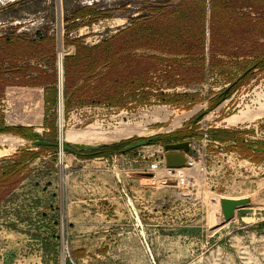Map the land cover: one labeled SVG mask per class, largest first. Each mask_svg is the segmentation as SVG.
Segmentation results:
<instances>
[{"label": "rangeland", "instance_id": "obj_1", "mask_svg": "<svg viewBox=\"0 0 264 264\" xmlns=\"http://www.w3.org/2000/svg\"><path fill=\"white\" fill-rule=\"evenodd\" d=\"M167 1L176 0H0V37L36 38L50 32L58 42L55 59L32 61L56 74L57 83L50 85L55 92L11 85L0 95V148L8 150L0 157V195L12 187L10 165L20 160V153L40 151L23 162L21 182L2 197L0 264H264V148L256 144L264 142V117L236 125L225 122L264 103V46L252 56L243 51L237 58L216 56L203 83L164 90L194 95L178 104L161 103L153 95L149 103L67 111L64 96L63 145L76 149L62 148L61 154L59 61L75 51L64 44L65 37L96 44L132 18L147 15L146 7ZM88 5L101 17L69 32L72 12ZM120 17L126 25L111 27L110 21ZM159 106L174 111L167 122L153 116ZM198 106L172 126L178 114ZM133 124L144 130L124 136ZM218 129L244 138L252 156L234 141L214 140ZM4 135L23 143L11 147ZM155 136L161 141L125 150L131 141ZM170 137L179 139L168 141ZM37 140L54 144L35 146ZM102 140L121 143V150L95 157L94 149L101 147L96 143ZM181 141L193 144L189 155L197 162L192 194L177 187L176 172L143 171L154 159L150 149L161 152V146ZM223 198L250 202L227 220Z\"/></svg>", "mask_w": 264, "mask_h": 264}, {"label": "trees", "instance_id": "obj_2", "mask_svg": "<svg viewBox=\"0 0 264 264\" xmlns=\"http://www.w3.org/2000/svg\"><path fill=\"white\" fill-rule=\"evenodd\" d=\"M146 10L147 15L132 18L128 25L96 44L65 37L64 44L75 47L73 53L63 57L67 111L74 106L120 108L136 100L149 103L153 95L161 103L178 104L194 95L164 90L203 83L209 64L217 62L216 56L237 58L242 51L252 56L264 46V0H176L153 3ZM99 17L101 12L92 5L81 7L70 15L67 30L92 24ZM57 44L50 32L36 38L1 36L0 95L11 85L45 87L46 94L55 92L50 85L57 83L56 74L32 61L55 59ZM172 139L179 138L170 137L168 141ZM150 140L161 141L158 136ZM214 140L234 141L244 154L252 156L250 144L236 133L218 129ZM108 141H98L96 146L101 147L92 155L112 156L121 150V143L106 145ZM256 144L264 148V142ZM39 154L24 150L20 160L10 165L12 187L0 195V203L3 195L21 182L23 162Z\"/></svg>", "mask_w": 264, "mask_h": 264}, {"label": "bare ground", "instance_id": "obj_3", "mask_svg": "<svg viewBox=\"0 0 264 264\" xmlns=\"http://www.w3.org/2000/svg\"><path fill=\"white\" fill-rule=\"evenodd\" d=\"M126 18H114L112 21H110L111 27H119L122 25L126 24ZM59 102H60V134L61 137L64 138V119H63V100H64V90H63V59L60 57L59 61ZM260 108L257 110H252V109H247V110H242L237 114H234L228 118L225 119V122H227L229 125H236V124H241L245 123L247 121H253L258 118L264 117V103L260 104ZM200 107H196L194 110L190 112H181V114H178V118L176 121L173 123L172 126H177L178 124L181 123L182 119L184 117H189L192 114H194ZM174 113V111L169 110L166 106H159L156 107L155 111L153 112V116L157 120H161L162 122H167L171 115ZM149 120V119H148ZM42 130V128H41ZM144 130V127L141 126L140 124H133L129 125L126 127L125 131L123 132L124 136H132L135 133ZM3 139V138H2ZM4 142L8 143L11 147L15 145H19L23 143V140L21 138H18L16 136H11V135H4ZM35 142H33L34 144ZM63 147L61 146V154L63 155L64 151L62 149ZM8 154L7 149H2L0 148V157H3ZM198 172V171H197ZM217 203L220 202L219 197L216 199ZM222 215H224V211L221 208Z\"/></svg>", "mask_w": 264, "mask_h": 264}, {"label": "water", "instance_id": "obj_4", "mask_svg": "<svg viewBox=\"0 0 264 264\" xmlns=\"http://www.w3.org/2000/svg\"><path fill=\"white\" fill-rule=\"evenodd\" d=\"M59 81V78H58ZM150 143V139H144L139 141H133L130 142L126 147V151H130L134 148L144 146ZM35 146L37 145H51L54 144L52 142L46 141V140H37L35 141ZM60 146H62L66 150H72L75 151L76 148L73 147L71 143H69L67 146H64L60 141ZM28 149L31 147H27ZM166 150L168 151L166 155L167 159V166L170 168H182L186 166L187 164V158L185 156V153H188L190 151V142L189 141H181L177 143H168L165 146ZM250 202L249 198H223L222 203V209L224 211V216L227 220H231L234 218L236 214V210L238 207L245 205Z\"/></svg>", "mask_w": 264, "mask_h": 264}, {"label": "built area", "instance_id": "obj_5", "mask_svg": "<svg viewBox=\"0 0 264 264\" xmlns=\"http://www.w3.org/2000/svg\"><path fill=\"white\" fill-rule=\"evenodd\" d=\"M58 96H59V87H58ZM59 101V97H58ZM104 107V106H103ZM92 108V107H91ZM95 109L99 107H94ZM59 114H60V102H59ZM63 114H64V104H63ZM65 115V114H64ZM77 118L75 119V121ZM78 123L83 124L84 121L82 119H78ZM61 143L63 144V138L60 140ZM190 148H193V144L190 142ZM162 151L160 152L157 149H150L149 153L151 151V155L149 158L154 157L150 162L146 164L144 167L143 171L146 174H151V175H156V173L162 168L164 171L168 173H173L176 172V181H177V187L183 191L185 194L186 192L191 193L193 189L197 186L196 183V177H195V168L197 167V162L195 158L188 153H185V156L187 158V164L186 166L182 168H170L167 166V159L166 155L168 151L166 150L165 147L161 146ZM191 150V149H190ZM158 152V154H157ZM192 189V190H191ZM192 194V193H191ZM138 219L140 218V215L137 214Z\"/></svg>", "mask_w": 264, "mask_h": 264}, {"label": "crops", "instance_id": "obj_6", "mask_svg": "<svg viewBox=\"0 0 264 264\" xmlns=\"http://www.w3.org/2000/svg\"><path fill=\"white\" fill-rule=\"evenodd\" d=\"M126 25V24H125ZM122 26H124V25H122Z\"/></svg>", "mask_w": 264, "mask_h": 264}]
</instances>
